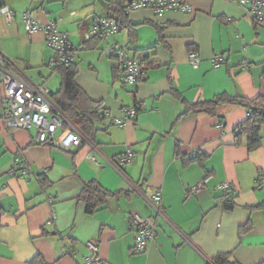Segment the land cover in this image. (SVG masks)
<instances>
[{"label":"crops","instance_id":"1","mask_svg":"<svg viewBox=\"0 0 264 264\" xmlns=\"http://www.w3.org/2000/svg\"><path fill=\"white\" fill-rule=\"evenodd\" d=\"M108 1L102 0L101 12L87 20L76 10L62 16L65 6L57 2H46L35 17L42 25L60 19V29L67 33V22L75 23L82 36L96 17L108 16ZM184 1L192 13L137 11L129 17L138 25L134 32L124 29L125 35L122 30L120 37L102 40L97 49L78 51H100L103 42H128L135 53L156 64L128 90L118 66L107 67L103 78L99 67L90 63L81 68L90 67L94 75L87 81L79 77L80 64L74 59L77 84L110 116L96 123L94 144L100 154L85 144L69 151L41 145L33 130H8L0 108V264H28L37 255L47 264H84L87 242L100 245L106 264H208L219 254H231L240 264L264 263V210L247 209L264 202V126L262 147L249 152L245 145H236L234 134L247 118L243 108L220 106L223 121L206 114L180 117L185 103L171 94L177 90L190 104L222 93L264 98V28L245 17L240 0ZM39 5L33 0H0V8H11L15 18L11 26L0 18V47L14 71L32 84L46 85L58 75L60 84L50 91L57 92L61 76L53 70L55 53L47 47L45 33H27L22 20V13ZM158 27L164 29L166 43L152 50ZM69 40L75 49L84 42L81 38L75 47ZM190 49L201 56L198 68L189 64ZM216 54L223 57L221 68L213 66ZM242 61L246 70L239 65ZM45 67L49 77L42 71ZM126 109L137 110L136 118L125 127L114 124ZM128 152L133 153L132 161L122 163ZM195 154L201 158L194 160ZM17 158L32 174L42 175L46 185L37 180L35 184L31 174L10 177ZM86 182L117 193L94 215L76 200ZM201 182L204 191L189 195ZM222 183L231 184L236 195L232 211L223 207L216 192ZM157 194L165 219L157 218L144 200ZM136 215L157 223L155 240L143 253L134 251ZM248 222L252 229L241 235L240 227Z\"/></svg>","mask_w":264,"mask_h":264},{"label":"built area","instance_id":"2","mask_svg":"<svg viewBox=\"0 0 264 264\" xmlns=\"http://www.w3.org/2000/svg\"><path fill=\"white\" fill-rule=\"evenodd\" d=\"M245 17L249 18L256 27L264 28V0H240ZM151 10L155 14L180 12L190 14L193 12L192 6L184 0H131L127 5L126 12L131 15L135 11ZM5 17L8 24L14 25V12L9 7L0 8V18ZM25 30L29 34L43 31L46 36L48 46L59 55V60L64 65H69L74 60V51L67 33L60 31L56 21L42 25L35 14L27 12L23 14ZM118 23L108 16L96 17L88 29L86 39L99 38L107 40L109 37L120 32ZM111 57L119 61L122 72V82L124 87H136L144 78L149 61L145 56L135 53L131 44L117 47L116 44L109 45ZM189 64L193 68H198L201 64V56L196 51L188 54ZM223 57L216 54L213 57V66L221 68ZM13 62L8 60L2 53L0 47V108L2 125L8 129H22L35 132V140L39 144H49L56 148L69 151L73 148H80L87 145L95 154H100L99 148L75 125L72 120L52 100L50 90L44 85H35L18 75L12 68ZM246 70L248 65L245 61L239 63ZM138 111L135 109L124 110L122 119L114 120V124L125 127L136 118ZM105 117H110L104 112ZM223 129V125H221ZM96 161L95 155L92 156ZM133 153L128 152L121 160L122 163L132 161ZM112 165L110 162H108ZM10 177L32 175L25 162L16 159L14 166L8 172ZM35 179L41 181L40 176ZM264 181V180H263ZM263 185V182H261ZM205 189V182L192 187L189 195H199ZM229 183H222L216 188V192L226 193L231 190ZM147 205L153 210L157 218H164L161 210V195L157 194L151 199L144 197ZM51 203V201H50ZM56 219V217H54ZM132 223L136 228L137 236L134 251L145 252L156 237L157 223L152 218H142L139 215L133 217ZM86 248L89 255L85 258L84 264H106L101 254L100 245L95 242H87ZM63 254L73 255L71 251L64 250ZM208 263L210 261H207Z\"/></svg>","mask_w":264,"mask_h":264},{"label":"trees","instance_id":"3","mask_svg":"<svg viewBox=\"0 0 264 264\" xmlns=\"http://www.w3.org/2000/svg\"><path fill=\"white\" fill-rule=\"evenodd\" d=\"M40 2L37 9L30 11H38L44 9L45 3H54L65 0H33ZM131 0H109L107 2L108 17L115 20L121 27L120 32L124 29L134 32L138 25H133L129 21L130 15L127 14V5ZM164 29L158 27L159 37L157 38L153 49H156L159 45H165L166 38L163 33ZM102 39L93 38L86 39L82 46L75 49L72 46L74 52H78L80 49L84 50H94L97 49L98 45L101 43ZM196 51L190 49V52ZM149 61L146 72L156 67V64L150 62V58L145 56ZM53 70L55 73L61 76V85L57 92H50L52 100L57 104V106L68 116L72 122L77 125L84 134L94 143L95 135L97 134L98 128L96 123L103 121L106 117L104 112L101 110L99 104L93 102L88 95L82 90L81 87L76 82V77L78 75V67L74 60L69 65H64L59 60V55L55 53L53 58ZM13 66V64H12ZM13 68V67H12ZM143 80V79H142ZM172 96L176 97L183 103H185L184 113L180 116H185L189 114L200 115L206 114L211 117L223 118L219 116L218 111L220 106H232L243 108L247 112V118L244 122L240 123L234 131L236 145H245L249 152H255L262 147L263 137L262 128L264 126V98L259 96L255 99H248L244 96L238 95L233 96L228 93H222L216 95L214 98L208 101H199L194 104L187 103L182 95L177 91L173 90L171 92ZM179 117V119H180ZM114 123V121H113ZM49 145V144H41ZM200 154L194 155V160L200 159ZM39 183L45 186L46 179L42 176ZM220 193V192H218ZM219 200L226 210L232 211L235 208V193L233 189L227 191L226 193H220ZM117 195V193H112L104 188H102L96 182H86L84 183L82 190L76 200L85 205V211L89 215H94L98 211L102 210L108 201V198ZM249 211H259L264 210V202L257 204L255 206L247 207ZM252 229L250 222L242 225L240 227V234L243 235ZM208 263V262H207ZM28 264H47L45 259L41 255L35 256L31 259ZM208 264H240L232 259L231 254H219ZM264 264V263H262Z\"/></svg>","mask_w":264,"mask_h":264},{"label":"rangeland","instance_id":"4","mask_svg":"<svg viewBox=\"0 0 264 264\" xmlns=\"http://www.w3.org/2000/svg\"><path fill=\"white\" fill-rule=\"evenodd\" d=\"M65 2L66 3H64V5H63L62 1H59L56 3L57 5H60L62 7L65 6L64 9H66V10L60 12L61 15L63 13V14H65V17H66V16H69V13L71 11L76 10V11L80 12V16L83 17L84 20H87L89 16H92L95 13L99 14L101 12V7L103 5L102 0H67ZM135 12H137V11H135ZM135 12H133V13H135ZM32 13L37 14V11H34ZM23 14L24 13H22V15ZM22 20H23V17H22ZM70 23H71L70 21L67 22L68 30H66V31H69L71 34L69 32H68L69 34L67 32H64V31L63 32L68 34L72 43H74L75 47H77L81 38L87 37V33L83 32L82 36H81V31L79 30L77 25L75 23H71V24ZM57 24H58V28L60 29L62 26L60 19L58 20ZM60 31H62V30L60 29ZM126 31L127 30H123V32H122V33H124L123 35H125ZM122 33L119 32L116 35H118V37H120V35H122ZM45 42H46V45L49 48L51 54L53 55L55 52L48 46V43L46 41V37H45ZM127 43L117 44L116 46L122 47V46H125ZM100 49H102V50L90 51V52H75L74 53V59L76 60L77 63L80 64V66H79L80 69L82 67H83V69H85V67L88 66L90 63L95 64L97 67H99V70H100L103 78H105L106 75L108 76L107 67L111 68L112 65L118 66L119 71L121 72L120 67H119V61L116 58L111 57L110 46L109 45L107 46L105 44V42H103ZM89 69H90V67H89ZM89 69L86 71H82V69H81V71L79 72V77H82V78L86 79L87 81H91L94 78V75L90 74L92 72H90ZM42 71L44 72V75L46 77H49L51 75V71L46 67L42 68ZM32 74L35 76L34 73H32ZM120 77L122 78L121 74H120ZM37 79H38V77H37ZM121 82H122V79H121ZM121 82H120V85H121ZM59 84H60V77L58 75H54L50 79V82H46V85H44V86L47 87L50 91H56ZM122 84H123V82H122ZM134 88L135 87H133V88L126 87V89H128V90H133ZM32 179H33V182L36 184L37 183L36 179L34 177H32ZM85 248H86V246H85ZM86 250H87V253L89 254V251L87 248H86Z\"/></svg>","mask_w":264,"mask_h":264},{"label":"water","instance_id":"5","mask_svg":"<svg viewBox=\"0 0 264 264\" xmlns=\"http://www.w3.org/2000/svg\"><path fill=\"white\" fill-rule=\"evenodd\" d=\"M72 253V252H71Z\"/></svg>","mask_w":264,"mask_h":264}]
</instances>
